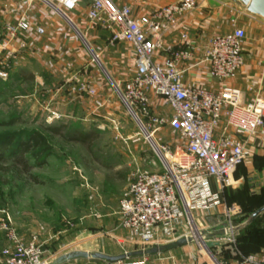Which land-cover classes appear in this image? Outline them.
I'll list each match as a JSON object with an SVG mask.
<instances>
[{
  "label": "rangeland",
  "instance_id": "1",
  "mask_svg": "<svg viewBox=\"0 0 264 264\" xmlns=\"http://www.w3.org/2000/svg\"><path fill=\"white\" fill-rule=\"evenodd\" d=\"M30 1L46 6L43 0ZM198 1L197 9L204 4L203 0ZM27 10L24 16L29 17L31 23L41 20L39 15L38 20L36 18V13H39L36 8L34 14L30 7L28 12ZM74 13L75 10L65 13L66 16L59 13L68 29L75 28L72 25ZM250 19L252 20L245 13L239 16L240 22H248ZM246 24L247 40H258L260 36ZM76 30L90 59V64L85 67L74 64L71 66L70 61L67 62L70 65L67 68L56 57L38 53L28 44L21 47V43L25 42L23 36L19 38L20 41L5 48L0 44V73L3 74H0V122L5 123L0 124V153L5 138L13 136L16 140L25 139L34 130L42 131L52 145V153L46 163L31 169L39 182L31 180L29 174L22 172L20 165L11 162L10 157L4 158L7 160L0 158V239L8 240L7 229L14 228L24 241L37 237L47 257H53L58 250L94 252L104 248L113 250L112 255H117L141 249L135 244L120 243L119 239L123 236L120 235L116 240L111 237L113 232L104 228L96 229L92 236L98 237L89 239V233L82 234L87 228V220L83 218L91 215L90 206L99 195L119 193L121 201L133 181L132 175L128 177L133 169L134 175L138 169L158 171L162 168L153 143L141 130L116 89L118 87L122 90L125 81H117L113 72L123 73L131 78L136 73L135 66L130 60L115 62L114 47L109 46L105 36L85 34L77 26ZM47 33L48 29L45 33L37 34L42 44L48 40ZM61 37L63 41L69 39L63 34ZM261 37L264 41V35ZM82 85L92 88L94 92L81 90ZM107 93L113 94V97L108 105H101L100 97H106ZM152 111L154 115H160L153 108ZM142 120L148 124V119ZM46 125H65L66 136L60 137L44 130ZM147 127L150 132L157 128L153 138L162 151L163 147H169L175 152L184 146L179 134L169 124ZM80 132H91L93 140L84 144L67 139ZM250 152L248 147L247 153ZM253 158L247 157L243 166L238 169L243 176L238 201L230 199L226 203L230 209L219 212L220 215L228 212L233 224L264 205V159L256 161ZM30 163L33 164L34 161L30 160ZM214 214L212 217L219 221L218 214ZM193 218L197 229L210 227L206 213L194 214ZM260 225L263 227L258 229L257 234L252 233L249 238L245 236L247 238L242 245L239 243L240 236L236 234L226 240L222 251L212 249L214 257L206 251L203 242L196 239L194 243L147 256V264L236 262L251 251H264V221ZM120 228L122 229L121 225ZM196 232L186 226L178 234L188 233L182 236L186 237L195 235ZM81 238H87V244L85 241L81 244L75 242ZM107 239L111 243L108 244ZM44 240L47 242L44 243ZM142 259H126L124 263ZM76 261L80 264H107L106 261L96 259L80 258Z\"/></svg>",
  "mask_w": 264,
  "mask_h": 264
},
{
  "label": "built area",
  "instance_id": "2",
  "mask_svg": "<svg viewBox=\"0 0 264 264\" xmlns=\"http://www.w3.org/2000/svg\"><path fill=\"white\" fill-rule=\"evenodd\" d=\"M43 1L62 15L86 2L89 21L112 32L111 44L129 43L135 51L136 73L125 81L122 90L116 88L121 100L150 141L155 142L153 134L157 128L150 132L147 125L167 123L185 142L175 152L163 147L166 153L156 144L157 149H154L162 168L135 171L120 201V225L126 234L119 242L149 248L187 235L178 234L186 226L192 231L199 230L193 220L194 212H207L222 206L220 193L233 185L235 171L248 156L250 139L264 134V96L246 103L239 88L223 84L219 91H212L194 82L183 83L185 70L181 64L193 58L194 42L185 31L177 44L166 45L164 38L167 32L179 27L184 16L198 8V0H174L140 19L134 18L130 5H119L114 0ZM234 9L238 14L231 19L233 28L210 37L201 59L208 65L209 77L221 82L235 78L245 63L247 32L239 25L242 11ZM29 30L31 23L25 16L15 24L6 25L1 46H10ZM36 32L42 34L44 28L36 27ZM20 46L25 47L26 43ZM161 53L163 57L159 59ZM81 90L94 92L86 85H82ZM152 92L165 100L171 109L170 117L153 114ZM144 118L148 119L147 125ZM225 208V211L230 209ZM221 221L233 224L228 212ZM7 230L11 246L0 250V264H48L52 261V257L44 255L37 237L24 241L14 228ZM140 258L143 259L127 264H147V256ZM124 261L109 264H125ZM216 262L264 264V251L244 255L236 262Z\"/></svg>",
  "mask_w": 264,
  "mask_h": 264
},
{
  "label": "crops",
  "instance_id": "3",
  "mask_svg": "<svg viewBox=\"0 0 264 264\" xmlns=\"http://www.w3.org/2000/svg\"><path fill=\"white\" fill-rule=\"evenodd\" d=\"M119 5L128 4L132 8V13L134 18L140 19L143 16H149L153 13L155 9L162 5H166L174 0H114ZM204 4L199 9L191 12L190 14L183 17L182 21L179 24V27L176 29L167 32L164 41L166 45H174L177 44L181 38L182 32H187L190 37H192V41L195 45V51L193 53V58L183 62L181 64V68L185 70L183 83L185 85L190 83H197L207 87L212 91H219L223 84L239 88L243 93V101L244 102H252L256 98L258 94H264V41L261 37L264 35V23L251 17L248 22H240L239 25L243 26L245 29L247 24H249L248 28L256 31V33L260 36L258 40L249 42L247 37L244 41V56L245 63L238 75L235 78L229 79L225 82L218 81L209 77L208 75V65L201 61L204 53V47L206 46L210 37L215 34L225 33L230 31L233 27L231 24V19L234 18L238 13L235 11L233 4H218L215 2H211L210 0H203ZM46 3V2H43ZM29 7L33 10L34 8L38 10V14L36 13V18L38 20V15L41 20H38L36 23H31V30L22 34V37L26 42V45L32 46L36 52H40L44 55L54 56L60 63L66 65L67 68L70 67L68 64L71 61V66L74 64L75 66L85 67L90 64V59L88 54L82 47V43L77 35L76 26L79 29H83L85 34H101L107 38L109 46L114 47V61L122 62L123 60H130L132 64L135 66V51L133 47L129 43H125L124 41H118L121 46L118 44L110 43L112 38V32L109 29L104 28L102 25L97 23L89 22L87 17L88 12V3L84 2L79 5V7L75 10L74 20L72 25L75 27L69 28L66 23L61 19L60 14L51 7L48 3L46 6H41L38 3H34L29 0H0V38L4 34V27L9 24H15L22 16L25 15L26 10H29ZM238 9V8H237ZM27 10V12H28ZM72 12V11H71ZM243 13V12H242ZM27 15V14H26ZM241 15V14H240ZM29 19V17H26ZM30 20V19H29ZM94 24L95 26H92ZM36 27L44 28V33L46 30H49L48 40L46 43L42 44L39 42V37L37 36ZM93 27V29H92ZM94 27L96 29H94ZM99 28V29H98ZM76 30V31H75ZM51 31V32H50ZM82 31V30H81ZM247 31V30H246ZM68 36L69 39L66 41L62 39L61 35ZM25 35V36H24ZM21 38V39H22ZM20 41V40H18ZM36 43V45H35ZM163 53H161L158 58L162 59ZM68 62V63H67ZM69 66V67H68ZM136 68V67H135ZM115 75V79L117 81H127L129 78L128 75H124L123 73L113 72ZM113 97V94L107 93L106 97H100L101 105H105L111 101L110 98ZM152 107L153 109L160 114L159 116L170 117L171 109L166 104L165 100L156 95L155 93H150ZM83 100V99H82ZM223 120H225L223 118ZM219 133V132H218ZM217 133V134H218ZM185 145V142L183 141ZM250 148L251 152L248 154V157L254 156H264V134L254 136L250 139V142L247 146ZM134 169L128 174L130 178L131 175L133 177ZM237 170L233 175V185L231 187L226 188L223 192L220 193L222 206L218 209H212L211 211H195L194 214H207V219L210 222L211 220H215L213 218L214 213L218 214L219 217L223 218V214L220 215L219 212L225 211L227 201L233 199L234 202L238 201V191L241 186V181L243 180L242 174ZM214 189L217 188L214 185ZM119 193H108L103 195H99V198H95L93 204H91V215H88L83 218V220H87V228L83 231L82 234L89 233V239L97 238L98 236H92V234L96 231V229H107L113 232L112 236L116 240L119 236H124L126 232L120 228V198ZM202 212V213H201ZM214 212V213H213ZM94 217V218H93ZM264 221V217L258 218L250 227L241 231L238 236L239 239H245L247 235L254 233L257 229H261L263 226L260 225ZM119 227V228H118ZM209 228V227H208ZM91 233V234H90ZM108 234V232H106ZM101 236V235H99ZM260 236V235H258ZM118 237V238H117ZM83 240L81 238L79 241H75L78 243H86L88 239ZM258 238V237H257ZM261 238V237H260ZM30 240V239H29ZM28 240V241H29ZM43 241L42 239H40ZM96 240V239H95ZM39 242V241H38ZM47 240H44L46 243ZM108 244L111 243L107 239ZM241 241V245H242ZM90 243V242H89ZM39 244H42L41 242ZM87 244V243H86ZM11 242L5 238L0 239V250L6 247H10ZM224 246H216L212 249L214 250H223ZM178 248V247H177ZM98 250V249H97ZM57 251V250H56ZM106 254L114 253L113 250L108 251L104 248L100 250ZM262 251V250H261ZM69 252L59 250L55 252L51 260L53 261L57 257ZM216 252V251H215ZM250 252V251H248ZM247 252V253H248ZM258 251H251L250 253H258ZM249 253V254H250ZM246 255V254H245ZM2 256L0 255V261ZM78 259L66 262L64 264H80L76 263ZM108 264V263H107Z\"/></svg>",
  "mask_w": 264,
  "mask_h": 264
},
{
  "label": "water",
  "instance_id": "4",
  "mask_svg": "<svg viewBox=\"0 0 264 264\" xmlns=\"http://www.w3.org/2000/svg\"><path fill=\"white\" fill-rule=\"evenodd\" d=\"M210 1L218 3V4H229V3L233 4L246 15L253 17L264 23V0H210ZM90 51L92 52L91 49ZM92 53L94 55V58L98 60L94 52ZM106 75L110 79V76L108 75V73H106ZM262 216H264V205L251 211L246 217L239 220L238 223L236 224H232L230 226L226 221H221L222 218L219 217L218 219L219 221L211 220V226L208 229H199L197 230L195 235L181 237L177 239L176 241H173L167 244L149 247V248L136 249L133 251H127V252L117 254V255L106 254L100 251L91 252V251H84V250H75V251L67 252L57 257L56 259L49 262L48 264H64L66 262H69L75 259H80V258L103 260V261H106L107 263H113V262H118V261L131 259L135 257H144V256L161 254L173 248L183 246L186 244H190V243H194L196 239L201 240L203 242V245L206 251L210 255H212V257H214L212 253V248L216 246H219V247L225 246L226 240L233 238L236 234H239L241 231L247 229L258 218Z\"/></svg>",
  "mask_w": 264,
  "mask_h": 264
},
{
  "label": "trees",
  "instance_id": "5",
  "mask_svg": "<svg viewBox=\"0 0 264 264\" xmlns=\"http://www.w3.org/2000/svg\"><path fill=\"white\" fill-rule=\"evenodd\" d=\"M0 124H5V123L0 122ZM65 128H66L65 125H60V126L46 125L44 127V130L54 135L65 137L66 136L64 135ZM91 135H92L91 132H80L79 135L67 139L86 144L87 141L93 140V137ZM51 153H52V145L48 137L42 131L34 130L25 139L16 140L13 136H8L7 138H5V140L1 144L0 158H2L3 160H7L4 158L10 157L11 162L17 166L20 165L23 169L22 172L29 174L31 180H33L34 182H39L38 177L31 173V169L32 167H41L42 165H44L47 161V158L51 155ZM30 160H33L34 163L33 164L30 163ZM258 231L259 230L257 229L253 233V235L257 234L256 232ZM247 237L249 238V235H247ZM241 241L244 240L239 239L240 244Z\"/></svg>",
  "mask_w": 264,
  "mask_h": 264
},
{
  "label": "flooded vegetation",
  "instance_id": "6",
  "mask_svg": "<svg viewBox=\"0 0 264 264\" xmlns=\"http://www.w3.org/2000/svg\"><path fill=\"white\" fill-rule=\"evenodd\" d=\"M248 157V156H247ZM259 158H263L264 159V156H254V158L253 159H255L256 161L259 159ZM247 159V158H246ZM246 159L244 160V162L238 167V169L240 168V167H242L243 166V164L245 163V161H246ZM252 180V179H251ZM250 180V181H251ZM256 180V179H255ZM259 182V181H258ZM261 184V183H260ZM259 186H261V185H259Z\"/></svg>",
  "mask_w": 264,
  "mask_h": 264
},
{
  "label": "bare ground",
  "instance_id": "7",
  "mask_svg": "<svg viewBox=\"0 0 264 264\" xmlns=\"http://www.w3.org/2000/svg\"><path fill=\"white\" fill-rule=\"evenodd\" d=\"M153 143V146L157 149L156 143L151 141Z\"/></svg>",
  "mask_w": 264,
  "mask_h": 264
}]
</instances>
